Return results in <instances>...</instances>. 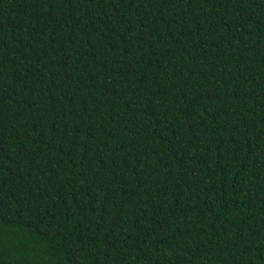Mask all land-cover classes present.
Here are the masks:
<instances>
[{
	"label": "trees",
	"instance_id": "16d2710c",
	"mask_svg": "<svg viewBox=\"0 0 264 264\" xmlns=\"http://www.w3.org/2000/svg\"><path fill=\"white\" fill-rule=\"evenodd\" d=\"M0 264H264V0H0Z\"/></svg>",
	"mask_w": 264,
	"mask_h": 264
}]
</instances>
